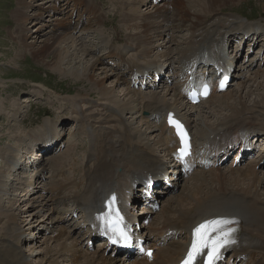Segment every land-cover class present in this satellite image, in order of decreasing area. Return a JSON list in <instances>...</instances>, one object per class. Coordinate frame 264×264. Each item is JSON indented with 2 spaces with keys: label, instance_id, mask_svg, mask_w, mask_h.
<instances>
[{
  "label": "bare ground",
  "instance_id": "bare-ground-1",
  "mask_svg": "<svg viewBox=\"0 0 264 264\" xmlns=\"http://www.w3.org/2000/svg\"><path fill=\"white\" fill-rule=\"evenodd\" d=\"M110 1H112L111 3L114 5L115 10L121 12L120 15L122 21H124L122 29H140V32H138L139 37H137V35L134 38L139 45L138 47H141L137 51L138 58L140 56L146 60L150 56L152 49H155L150 43H155V38H162L165 32L174 29V27L175 29L177 28L176 31L185 28L186 31L188 30L190 32L188 38H183V41L178 40L179 43L182 44V47L177 50L174 55L171 50L168 52L166 51L167 53L162 55L165 59L162 65H160V60L156 59H150L144 66L139 64L136 59H129L130 70H136L140 73L143 72L142 74L151 70L160 72L165 69V65H167L168 62L170 63L167 68H169L174 62L175 66H172L171 68L173 71H171V75L174 74L179 77L181 64L195 58L200 52H204L207 56H200L197 58L196 62L207 65L210 58H215V51L226 54L225 49L231 43L232 36L243 30L250 32L251 29L249 30L248 26L254 24L247 22L244 24L242 23V19H238L239 17L233 19H231V17H229L230 19L216 17L212 22L204 23L208 18L207 17L203 21H200L202 18L200 15L207 14L206 16H208V14L211 15L220 12L221 10L218 11L219 9H217L220 4L224 5L232 0H166L167 2L163 6H155L156 9H151L146 13H141L139 8L140 5H138V7L135 5L136 3H144V0ZM63 2H65V0ZM69 2L72 3V1H68L67 3L69 4ZM54 3L55 4H53V7H51L50 10L52 15L60 13L59 7L56 5L57 1ZM91 3L92 6H90ZM78 4L79 3L76 1L73 2V6L77 13H80L83 9L79 14L77 21L73 19L74 15H69V21H66V11L61 9L60 11H62L64 16L49 26L50 30L48 31V38L41 40L42 45L40 47L36 49L34 47L32 48L33 55L36 56V58H45L48 55H51L53 59L52 65L54 68L60 70L59 72L67 71L69 74L75 75L77 78L84 75V79L81 78L83 80L87 79L93 81L99 92L105 97H115L113 93L115 92L114 88L107 89L104 78L95 77L94 71L101 61L99 57L96 56V59L93 58L86 66L83 60H80L79 67L72 66L71 68H65L62 66L67 62V57L72 54L74 58H80L91 54V52L93 53L91 49L80 46L83 45L81 43L86 42L79 41L77 38L74 40L71 39L74 31L84 32L86 29H91L86 28L88 26L85 27V25L89 23V13L92 11V13L95 14L99 8H96L94 2L89 1L83 6ZM170 4L175 5L173 10L170 8ZM27 7L28 2L24 3L23 0H18V8L21 9V11L27 12ZM82 12L87 13V22H84L81 16ZM35 14L32 24L34 21L40 23L42 17L41 10H37ZM14 16L20 34L19 43H25L23 39H26L29 31L28 29H25L22 24L27 21L28 17L18 11L14 13ZM108 16L109 15H107V17ZM96 19L98 21L102 20L99 16L96 17ZM158 19L161 20L162 24L158 22ZM175 19L181 20V22L178 26L172 27L170 23L175 22ZM36 24L37 23H35L34 26ZM257 28L262 30L260 26H256L252 28V32ZM173 40V37L170 36L169 41L171 42ZM118 41L120 42L122 39L120 37L118 39L112 38L108 43H117ZM176 42L177 41H175V43ZM69 43L73 44L70 45ZM218 43H221L219 47ZM154 45L155 44H153V46ZM168 46L169 49H171V45ZM131 50V46H126L125 49H122L119 52L118 49H115V51H109V55L116 54L126 58L127 53ZM77 51H80L81 54L77 55ZM226 55L229 57L230 64H234L237 58L234 57L233 59L229 54ZM174 56H177V59L174 60ZM238 67L242 70L240 71L241 73L245 70H250L252 63H248L247 66L244 64ZM208 69L211 71V67ZM233 74L234 77H237L239 73L237 72L236 75L234 71ZM242 74L243 73L238 76H241ZM105 75L107 78L109 77L108 73ZM262 75H264V72L257 73L256 77L252 79L258 80L257 77L259 78V76ZM121 79L123 78L117 76L114 82L123 84L124 82ZM244 82L241 81V83L245 84ZM252 85H254V83ZM175 86L180 88L177 80H175L172 87L168 86L167 89L165 88L166 90L162 91L147 93L125 88L126 91H124L123 98L118 99V97H115V99H111V101L115 102L113 105L119 109L118 112L115 110V107L110 105L112 103H101V105H96L97 108L102 107L103 110L101 119L104 117V122L103 120L100 122L99 120L96 121V123H100L99 125L103 130L100 134L95 136L92 135V141H94V143L92 147H88L90 159H92V161L88 168L82 169L81 173H79V177L83 176V178L87 180L86 184H81L75 179L72 180V186L69 187V184L67 183L68 177H62V175H59V173L65 172L64 160L69 155L68 152H66L67 150H64L61 153V156L57 158L55 164L53 163V170L59 180L57 178V182L55 181L54 186L51 188V192L53 193L51 194L49 201L51 204H54V206H51V208L48 209V214L54 213V215L51 214L48 218L53 220L54 217L61 215L59 216L60 222L70 221L73 218H70V216H75L73 213H76V211L73 210L71 215L67 216L70 209H64L66 212L62 210L61 214V209L55 206L56 202L53 198L56 196L55 198L58 202L59 198L60 200H65V198L74 197L73 200L77 203V207L80 208L78 209L81 213L80 217L84 220L80 229L84 230V228H86L85 231L89 233V236H92L93 231L89 229V218L92 216L93 211L96 210L99 203L101 202L102 204L106 197L102 210L95 213L96 219L111 212L112 203L119 208H123L121 199H125V203L128 206L134 204L135 197H133L132 193L136 190L135 185H143L147 183L150 177L156 179L166 175V170L170 166V159L173 152V147L171 145L173 142V133L172 129L168 126V117L178 116L180 119L187 122L188 126L193 129L194 143L198 149L207 148L210 153H218L221 157L240 149V141L242 137L241 131H247L255 137L260 136L264 140V117L262 115V110L260 109L264 106V94L260 95V102L254 99V103H248L245 101V97L242 96L241 90L246 87V85H243L244 88L241 87L239 91L231 92L227 89L224 93H213L207 100L203 101L200 108H197V106H189V108L186 109L183 104L184 96L175 89ZM255 89H262V91H264V82H259ZM246 94L252 95L253 90L250 89ZM69 100H71L74 105L73 119L80 124L81 128L86 126L87 121L82 117V114H84L86 110H89L91 106L94 107L95 105L93 106V103L91 104L89 98L85 99L76 97ZM211 101H214L215 107L213 106L209 109L207 104L204 103ZM81 103H84V105L90 104V108L84 110ZM109 105L111 108H109ZM203 105H206V107H203ZM140 110L148 111L150 115L141 117L142 111ZM225 111H227V113ZM137 112H140L139 117H141L143 125H145L146 129H149L150 131L143 132L139 127L132 128L131 130L129 124H125L130 128L126 129V132L124 131L125 128L123 130L124 133H121L120 130H117L119 133L115 131L117 127H114V125L117 124V121L113 124L112 117L118 115L120 116V118L118 117V120L121 121L124 119V113L134 115ZM153 117L158 118L156 122ZM75 120L71 124V127L75 125ZM43 135L44 137L42 139L41 136ZM147 135L154 136V141L152 140V142V138H149ZM29 136H31L30 139L33 147L38 146L43 140H45L46 142L43 141V145L46 146V149H49L48 145L50 143L59 140L56 124L49 125L44 128V131L41 130L36 133V135L30 134ZM157 150L164 151L166 158H168L169 161L162 159L160 155L157 154ZM51 151L53 152V150ZM154 155L157 156L155 157ZM263 155V153L259 155V158L254 165L249 164V166L242 167L241 164L240 167H232L230 165L227 167L228 169L221 168L225 165L224 164L217 169H197L189 179H182L178 184L180 188L183 181H186L181 190L183 196L176 195V197H173V194L171 196L173 199L166 200L160 208L157 219L155 218L153 223L145 229L146 233L144 232V234L147 235L150 245L155 247L157 251L154 254L153 263L143 258L138 259V261H132L131 264H178L185 261L195 239V230L207 221L218 219H226L240 223L239 226L241 227V231L239 234V241L231 247L234 262L237 258H242L244 260L250 259V261L255 262V264H264V192H262L263 188H259L264 177L260 171L256 170L258 164H261V168L264 169ZM76 160L71 163L70 170H67L68 172L71 171L69 173L75 174L78 167ZM15 162H17V160H15L14 157V163ZM9 169L12 171L15 167H9ZM43 169L45 168L42 167L41 170ZM5 186V190L0 189V199H3L4 192H7L8 186ZM57 186H62L58 188L61 193H63L62 195L59 194L60 191L56 192ZM22 189L20 193L22 192L24 194L17 193V191L19 192V189L16 187V198L12 200V206L10 205L11 207L7 208L8 210H12L11 212H3L0 209V216L4 217V221L7 222L8 230H10L9 232L12 234L11 236L13 237V240L18 244L28 239L27 236L30 231L32 232L39 222V212H42L45 207H49V204L41 199L39 204L41 209L38 211L36 210L35 212H32L29 208L28 210H22L17 214L15 211L18 210L13 208L16 207V204L21 201L20 199L25 198L29 192ZM71 190L76 192L75 195L69 193ZM170 192L171 190L168 191V193ZM186 196L189 197V202L185 201ZM251 198L252 200H250ZM37 202H39V200H37ZM144 209H146V207H144ZM130 211L133 213L134 210L130 209ZM139 215L136 214L134 219L140 220L141 216ZM19 219L28 231L18 232L16 228H12L15 224H21L18 223ZM43 219L48 220L46 217ZM52 220L51 225H58L52 223ZM64 233L65 227H61L57 237L54 238V241L57 239L63 241L60 242L58 246H48V250H45V256H49L47 259L48 262L50 261V264H59L58 258L54 257V255H59L58 257L65 256L67 258L66 252H70L69 256L72 261L71 263L77 262L75 264H126V259L106 256L104 251L99 247L93 252L83 254L81 252V245L84 240L80 241L77 237H74L72 240L73 244H70L69 242H71V239L68 237L66 238V236L63 237L65 235ZM24 234H27L25 238H23ZM175 237H179V240H171L175 239ZM260 241L261 244H259ZM43 242L47 246L51 241L45 238ZM30 251L31 254L29 256L37 257L42 253L41 251L32 248ZM20 255L22 254L18 253L15 249L2 247L0 248V264H30L27 254H23L24 257ZM261 255H263V259H261V261L257 260V257H260ZM70 259L67 261H70ZM34 260H36V258ZM227 263L230 264L231 262H226L225 264Z\"/></svg>",
  "mask_w": 264,
  "mask_h": 264
},
{
  "label": "rangeland",
  "instance_id": "rangeland-1",
  "mask_svg": "<svg viewBox=\"0 0 264 264\" xmlns=\"http://www.w3.org/2000/svg\"><path fill=\"white\" fill-rule=\"evenodd\" d=\"M68 1H72V2L76 1L79 3L78 5H81V6H83L87 1L94 2L96 4V8L97 9L99 8V9L96 11L95 14H93L92 11L89 13L90 15L88 17L89 23H87V25L88 24L89 25L86 28L88 29L91 28V29L90 30L86 29V31L84 32L83 31L74 32V35H73L74 38L72 37L71 39V40H74L77 38L79 40L83 38L84 40H88V41L79 40L82 42H86V43H81L83 45H80V46H84L83 48L91 49L93 53L91 52V54L80 57V58H74L72 54L67 57V60H66L67 62L64 65H62L63 67L65 68H71L72 66L79 67L80 60H83L86 66L88 63H90V61L93 58L96 59L97 57H99L101 61L99 65H97L94 71L95 77L104 78L105 86L107 87V89L114 88L115 92L113 93L115 97H118V99L124 97V93H125L124 91H126L125 88L137 90L138 92H147V93L154 92V91H162L168 88V86L166 87V85L159 84L156 89L147 88L146 90H141V87H138L135 89L134 87L130 86V83H129L130 79L125 76L124 71L123 70L120 71V69H117V67L111 65L109 61L110 59H105L106 56H104V54L111 51V49L116 48L118 50H122L123 48L125 49L126 46H131L132 49L141 48V47H138L139 45L134 40V38L138 35V32H140V29L138 30L137 29H125V28L122 29L124 25L123 23L124 21H122V17L120 15L121 12H118V10H115L114 5H112L111 3L112 1L110 0H65L64 2L65 6H67ZM23 2L24 3L28 2V7L26 9L27 12L21 11V9L18 8V0H0V189L5 190L6 189L5 185L8 186L7 192H4L3 199H0V209L3 212L12 211V210H8L7 208H10L12 206L11 205L12 200L16 198L15 193H16V187L18 185L17 182L15 183L17 179L18 171L14 172L13 170H15L16 168L19 170L25 160L27 150H25L24 147H26L29 143L31 144V147L33 149L37 147V146L36 147L32 146V142L30 139L31 136H29L30 134L36 135V133L40 132L42 126L47 121L49 122L58 121V124L60 126L59 133H61L63 140L66 143L65 151L67 150L66 152H68L69 154L68 155L69 157L67 156V158L64 160L65 172L59 173V175H62V176L64 175V177H68L67 183L69 184L68 185L69 187L72 186L71 182L72 180H75V179L77 182L81 184H86L87 180L84 179L83 176L79 177V173H81L82 169L88 168V165H89L88 164V153H89L88 147H92L94 143V141H92V135L95 136L97 134H100L101 131L103 130L102 127H100L99 125L100 123L99 122L96 123V121L98 120L99 121L103 120L104 117L101 119L103 110H102V107L98 106L99 108H97L96 105L102 102L107 103V104L112 103L110 105L115 107L117 111V107L113 105L115 104V102L111 101V99L113 100L115 99V97L113 96H110V98L108 96L105 97L103 94L99 92L98 88L93 83V81L87 80V79L83 80L85 77L84 75H81L80 78L82 77L83 79L82 78L80 79V78H77L75 75L69 74L67 71H62L65 73L59 72L60 70L54 68L52 65L53 59L51 55H48L45 58H42V57L36 58V56L33 55L32 48L34 47L36 49L42 45L41 40L48 38L47 37L48 31L50 30L49 26L55 23L56 20H60L63 16H61L60 13L54 14L55 15L54 17L51 16L52 13L50 10H51V7H53L54 0H49V2L48 0L47 1L46 0L45 1L43 0H23ZM166 2H160L158 6H163L164 4H166ZM225 4L224 5L220 4V6L217 8L219 9L218 11L221 10L220 12H217L211 15L208 14V16H206L207 14L200 15V17H202L200 21H203L207 17L208 18L206 19L204 23L212 22L216 17H219L221 19H225V18L230 19L229 17L233 19V18L239 17L238 19H242L243 20L242 23L244 24H246L245 22L247 23L263 22L264 23V0H232ZM72 5L73 3H71L70 7ZM135 5H137V7L138 5H140L139 8L141 10V13H146L147 11L151 9H156L155 6H154L155 8H152L153 6L151 5L153 4H151L150 0L149 2H146L145 5L138 4V3H136ZM90 6H92V3ZM174 6H175L174 4H170V8L172 10L174 9ZM36 9L41 10L42 17H41L40 23L38 21H34V23L32 24L33 17L36 15L35 14V12L37 11ZM16 11L22 12V14L28 17L27 21H25L24 24H22V26L25 29H28L29 31L26 39H23L25 43H19L20 34L18 30V24L15 21V16H14V13ZM72 11H73V8L69 12H67L68 16H67V19H65L66 21H69L68 18H69V15H71ZM75 11L76 10L74 8V13ZM59 12H60V8H59ZM74 13L72 15H74ZM107 15H109L108 16L109 18L107 17ZM98 16L102 18L101 21H98L96 19V17ZM158 22L162 24L160 19H158ZM180 22L181 20L175 19V22H171L170 24L173 27V26H178ZM35 23L37 24L34 26ZM176 29L175 27L174 29H170V31L165 32L162 38L160 37L155 38V43H150V45L155 49L154 50L152 49V52L150 56L148 57L149 60L156 59V60H160V62L162 61L164 62L165 59L162 57V55L166 54L169 50H171L174 55V53L182 47L181 46L182 44L179 43V41H183L184 39L188 38L190 36V32L187 30L189 32L188 33L185 28L179 29L178 31H176ZM166 34L167 35L170 34V35L167 36ZM170 36H172L174 39L171 42L169 41ZM119 37L122 39V41L120 42L118 41L117 43H108L110 39L112 38L118 39ZM137 37H139V35ZM175 41L177 42L175 43ZM236 43H237L236 39L234 41H231V44L228 46L227 50L231 57L236 56V54L238 53L237 55L238 61L241 62L243 60L242 55L245 54L246 51L244 50L238 51V48L235 45ZM69 44L72 45L73 43H69ZM104 44H106V46H104ZM153 44L155 45L153 46ZM168 45H171L170 46L171 49H169ZM135 53L136 51L133 50L129 52V54L127 53V56L130 58L136 59ZM255 53H257V51H255ZM80 54H81L80 51H77V55H80ZM175 58H177V56H174V60ZM115 61H118V60H115ZM139 63L145 64L143 60H139ZM262 72H264V65H262V67H259V64L252 70H247L244 73L243 78L241 80L242 82L245 81L244 82L245 84L241 83V81H237L238 78L235 77L234 82L229 88V91L231 92L239 91L241 87L244 88L243 85H246V87L243 90H241L242 96L245 97L244 98L245 101L248 103H254L255 100L259 101L260 95L264 94V91H262V89L256 90L255 88L257 87L259 82L261 83L264 82L263 81L264 75L259 76V78L257 77L258 80H254L252 78H255L257 73L259 74ZM106 73L109 74L108 78L105 75ZM121 74H124V76ZM235 74H237V72ZM117 76H119V78L120 77L123 78L121 79L124 82L123 84L114 82ZM254 81H257L258 83ZM253 83L254 85H252ZM250 89L253 90V94L247 95L246 93L249 92ZM76 97L85 98V99L89 98L91 100V104L93 103V106L95 105L93 108L92 106L90 108V104L84 105V103H81V106L84 107V110L90 108L89 110H86L84 112L83 107H82V110L84 112V114H82V117H84V119L87 121V124L86 126H84V128L83 127L81 128L80 124L77 122L75 123L73 127H71V124L73 123L75 119H73L74 118L73 117L74 105L72 104V101L69 99H74ZM183 102H184L183 104L185 108L188 109L185 101ZM204 104H207V107L209 109H211L213 106L215 107L214 101L207 102ZM110 105H109V108H111ZM204 106L206 107V105H203V107ZM197 108H200V106H197ZM260 109L262 110V115L264 117V106L263 108H260ZM225 112L227 113V111ZM137 113L134 115L125 113L124 114L126 117L125 122L124 120H121V121L118 120V117L120 118V116L118 115L115 116L116 118L112 117L113 124L116 123L117 121V124L114 125V127H117L115 131L117 133H119L117 130H120L121 133H124V131L126 132V129H128L129 127H127L125 124H129L131 126L130 127L131 130L132 128L139 127L142 129L143 132L150 131L149 129H146V127L143 125L142 121L140 120V117H139L140 112H137ZM105 123L108 124L107 122ZM119 123H121V125H119ZM42 131H44V129ZM147 136L149 138H152L151 141L152 140L154 141L153 139L154 136L153 137L151 135H147ZM41 137L43 139L44 135ZM43 141L46 142L45 140ZM39 145H43V144H39ZM36 150H39V148H37ZM157 154H159L162 159H165L166 161H168V158H166L164 151L157 150ZM60 156L61 154L57 157H52V158L48 157L47 159L43 160V157L39 156V153H38L33 158H31V161L33 162V164L32 163L27 164L28 168L31 169V172L29 173L32 174L31 177L33 178V181L35 182L34 183L35 187L32 186V188H34L35 190L34 192L31 191V193L25 196V198L20 199L21 201H19L16 204V207H14L13 209L18 210V211H15L17 214L21 212L22 210H28L29 208H30V211L32 212H35L36 210L38 211L39 209H41V207L39 206L41 199L44 200L45 203L49 204L48 205L49 207H45L42 212H39L40 213L39 222L34 227L35 229H33L32 232L30 231L28 236L27 234L23 235L24 236L23 238L27 236L28 239L24 240L20 244L14 241L13 237L11 236L12 234L9 232L10 230H8L7 222L4 221L5 219L3 216H0V248L10 247L11 249H15L18 253H21L22 255L20 256H23V254L25 255L27 254V258L30 264H50L49 263L50 261L48 262V259H47V257L49 256H45L46 255L45 250L46 251L48 250V246L50 247L58 246V244L63 241V240L60 241V239H57L54 241V238L49 237L50 238L49 241L51 242H49L47 246L43 242L44 239L42 238V234L46 232V229L48 226H51L52 219L48 218V216H50L51 214L54 215V213L48 214V209H50L51 206L53 207L54 204H51V202L49 201L50 194L44 193V190L37 186L39 185V180L40 179L43 180L42 178H45L44 175H41L42 171H41L40 165L47 164L48 162H50V169H48L47 177L44 180V182L47 183V186H45V189L47 187L49 188V187L54 186L55 184L54 182L57 180L58 177L56 176L53 170V163L55 164V162L57 161V158H59ZM154 156L156 157L157 155H154ZM14 157H15V160H17V162L15 163H14ZM257 157L258 155H256L253 159H247L241 166L242 167L249 166L250 162L258 159ZM75 160L78 163V167L76 169L75 174H72V173H69L71 171L68 172L67 170H70V165ZM18 163L19 165L16 167L15 164H18ZM34 163H36L37 165H34ZM9 167H13V168L15 167V169L11 171ZM227 167L228 166H226L225 168ZM256 170L260 171V173L264 177L263 168L258 167L256 168ZM82 175H83V172H82ZM44 182H42V184ZM185 182L186 181H183L179 190H177V192L173 195V197L174 196L176 197V195L183 196L181 190ZM60 187L62 186H57L56 192L60 191V189H58ZM259 188H263L262 192H264V179L261 182V186H259ZM22 190H24V188ZM69 193H71L72 195H75L76 192L74 190H71V192ZM59 194L62 195L63 193H61L60 191ZM73 198L74 197L65 198V200H58V203H56L55 206L61 209V214H62V210L64 209L65 210L71 209L72 207L77 206V203L75 202V200H73ZM168 199L171 200L173 198L166 197V199H163L161 201L160 208L163 206V202H165ZM37 200H39V202H37ZM250 200H252V198ZM185 201L189 202V197L186 196ZM159 211L160 210H157L156 212L152 214V220H154L155 218L157 219V215L159 214ZM59 216L54 217L53 220H56L58 223H60ZM45 217L48 220H44L43 218ZM53 220H52V223L55 224L56 222H54ZM20 221L21 220L19 219L18 223H21ZM63 225H65L66 229L68 230L67 232L64 233L65 235L63 234L64 235L63 237L66 236V238L67 237L70 238L71 242L69 243L73 244L72 240L74 239V237H77L78 239L80 235L76 224H73L72 220H70V221H65ZM13 227L16 228L18 232H24L27 230L26 227H24L22 223L20 225L15 224L14 226H12V228ZM79 240L82 241V238H79ZM31 248L39 250L42 253H40L37 257L29 256L31 254V251H30ZM96 249L97 247L95 246L89 252H93ZM81 252L83 254L88 253L87 250L82 246H81ZM69 253L70 252H66L67 258L65 256H63L64 258L58 257L59 255L57 256L56 254L54 255V257L58 258L59 264H70L72 261L71 260L67 261L68 259H70ZM260 257H263V255H261ZM35 258L36 260H34ZM120 259H123V258H120ZM75 263L77 262H73L71 264H75ZM125 263L129 264L128 262H125Z\"/></svg>",
  "mask_w": 264,
  "mask_h": 264
},
{
  "label": "snow or ice",
  "instance_id": "snow-or-ice-1",
  "mask_svg": "<svg viewBox=\"0 0 264 264\" xmlns=\"http://www.w3.org/2000/svg\"><path fill=\"white\" fill-rule=\"evenodd\" d=\"M170 123L175 126L177 135L184 144V147L179 150L181 156H183L188 147L186 140L187 134L183 129V125L180 124L179 121L170 120ZM231 223L233 222L230 220L218 219L201 224L195 230V239L183 264H195L196 258L204 254L205 249L208 250L206 264H215V261L220 257V250L228 243L232 242V232L234 230L226 227ZM119 236L125 242L130 239L127 233L123 230H120ZM113 242L115 243L117 241L114 240ZM148 255H151V252H149Z\"/></svg>",
  "mask_w": 264,
  "mask_h": 264
}]
</instances>
